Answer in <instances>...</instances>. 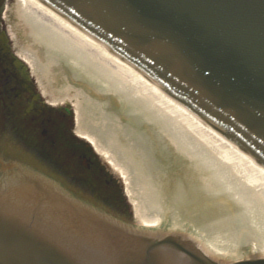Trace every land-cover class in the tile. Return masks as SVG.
Instances as JSON below:
<instances>
[{"label": "water", "instance_id": "obj_1", "mask_svg": "<svg viewBox=\"0 0 264 264\" xmlns=\"http://www.w3.org/2000/svg\"><path fill=\"white\" fill-rule=\"evenodd\" d=\"M37 1L264 169V0ZM17 184L0 181V264H264L214 261L183 232H133L42 182Z\"/></svg>", "mask_w": 264, "mask_h": 264}, {"label": "bare ground", "instance_id": "obj_2", "mask_svg": "<svg viewBox=\"0 0 264 264\" xmlns=\"http://www.w3.org/2000/svg\"><path fill=\"white\" fill-rule=\"evenodd\" d=\"M15 8L26 33L25 38L30 40L33 51H20L19 56L31 66L33 72H41L40 62L48 63L46 65L48 68L52 66L55 71L52 75L54 79L59 80L57 79L59 76L64 80L67 94L61 89L59 92L65 98H70L72 92L78 93L74 95L76 99L73 104L78 125L77 133L92 145L109 166L119 172L126 185L128 198L133 204L136 215L142 220L143 226L157 227L161 222L159 215L154 214L156 210H153L156 217L148 215V212L155 208L156 201L153 200L155 194L153 193V197H150V193L145 195L147 202L139 200L131 175L125 165L117 161L114 156L115 147L131 149L135 145L137 150L142 152L138 145V143L143 144L139 139L140 132L132 127L128 131L124 120L119 122L118 115L113 114L107 105L103 104V106L99 103L110 104L113 108L121 107L123 115L125 106L131 121L134 119L138 121L140 112H146L148 116L153 115V120L158 121L157 125L170 132L165 141L170 142L169 148L173 154L178 149L184 150L180 153V160H186L192 166L197 165L193 166L195 170H192L193 167H185L188 172L183 173L184 178L181 180L182 182L185 180L186 189H181L178 185L173 199L175 205H180L177 206L178 208L183 206L186 208V213L197 214L199 221L208 213H216L217 210L202 209V205L196 203L199 192L191 190L197 183L201 193H208L209 188L212 191L216 188L219 196L231 201L233 207L230 211L235 213V217L232 213L230 215L229 211L227 213L233 221H244L249 230L258 231L257 236L260 239L264 238L263 168L254 164L248 156L205 126L183 106L165 96L125 62L108 53L45 5L37 0H15ZM57 74L59 75L56 76ZM61 79L57 83H60ZM91 87L96 89L98 94ZM85 91L89 99L81 98L86 94ZM86 100H88L87 104L82 107L80 104ZM96 100L98 103H95ZM108 122L118 129L121 126L122 130L111 131ZM108 131L115 135L110 139L114 147L110 142L105 141ZM194 136L197 138L196 141L192 139ZM180 139L185 141L181 143ZM173 140L178 142L176 147L172 145ZM115 141L117 145L114 144ZM129 142L132 143L131 146ZM131 155L136 157L135 152ZM141 155L146 156L148 153L145 155L142 152ZM137 169L142 170L138 166ZM169 171L171 173V170ZM203 177H207L208 181ZM212 191L206 196L208 204L215 202L210 197H215ZM150 201H154L153 207ZM223 253L221 258L237 257V253L232 255Z\"/></svg>", "mask_w": 264, "mask_h": 264}, {"label": "rangeland", "instance_id": "obj_3", "mask_svg": "<svg viewBox=\"0 0 264 264\" xmlns=\"http://www.w3.org/2000/svg\"><path fill=\"white\" fill-rule=\"evenodd\" d=\"M2 13L5 20V22H3L6 24L7 29L9 28L11 34V42L16 47L14 50L16 52H18L20 49L32 51L30 40L25 38L24 29L22 28L20 23L21 20L19 18L18 12L16 11L15 0H5ZM22 30L23 38L19 35V33L21 34ZM23 64H25V62H23ZM47 64L48 63L40 62L41 68L39 70L41 72L35 73L36 71H31L33 81L35 82L37 88H39V91L43 94L44 99L47 100L50 105L53 104L55 106L57 104L56 106H61L67 104L74 111L73 116L75 117L76 115L73 104L76 98L74 97L73 92L70 98H65V96L63 97L65 98L64 102L66 103H61L60 99L62 98V95H59V91L56 88L59 85L57 81H60L61 78L58 76L59 74H57L56 76H58L57 79L59 80L56 81L54 76H52L54 75L55 71L52 69V66L48 68L46 66ZM25 65H27L29 69L32 70L31 66H29L27 63ZM64 85L61 87V90L64 91L63 93L67 94ZM43 88L45 89V93L42 91ZM83 97L88 98V95L85 94L81 98ZM87 102L88 100L84 101L80 105L83 107L85 104H87ZM140 109L143 111L142 107ZM120 119L124 120L125 128L127 127L128 131H130L132 127L133 129L140 132L139 139L142 140L143 144L138 143V145L141 147L142 152L145 153V155L148 153V155H141V150H137L136 146L133 145L131 149H117L115 147L114 156L116 157L117 161L125 165V168L131 175V178L133 179V187L137 192L136 194L138 195L139 200L147 202L144 196L150 193V197H153V193L155 194L153 200L156 201V205L154 209H151V211L148 212V215H153V218L159 215L161 218L159 225L160 228L180 231L195 238L203 245L207 253L212 256L220 257L222 256L221 254H224L223 252H225V254L227 252L229 255L237 253V258L248 257V255H264V238L260 239L257 236L258 231L254 232L249 230L244 221H233L230 215L232 213V216L235 217V213L230 211L233 207L231 201L225 200L223 197L219 196L216 188H213L214 191L209 188V192L212 191V193H214L213 195H215V197L210 196L214 199V204L207 203L208 201L206 200V196H209V192L201 193V190L197 187L199 183L195 184V187L191 189L193 191L199 192V197L196 200V203H200L202 205V209H210V211L217 210L216 213H208L207 216H205L204 219L200 221L197 217V214H188L185 212V207L181 206L178 208L177 206L180 205H175V201H173V199L176 196L178 185L181 187V189H186L187 184L185 183V180L183 182L181 180L184 178L183 173L188 172L185 167H193L197 165L192 166L188 161L180 160V153H182L184 150H181V152L179 151L180 149H178L177 152L173 154L169 148L170 142L167 140L165 141L167 135H170V132L168 130L162 129L161 126L159 127L157 125L158 121L153 120V115L148 116L146 112H140L138 114V121L135 119L131 121L130 114L127 112L124 106V115ZM108 124L111 126V131L115 130L116 132H120L119 129L122 130L121 126L118 129V127L112 126L111 122H108ZM113 135L114 134H112V132H109L107 134V139L105 137V141L107 140L110 142L112 146L113 142L110 139L113 137ZM192 139L194 141L197 138L194 136ZM180 141L182 143L185 140L183 141L180 139ZM134 143L136 142H133V144ZM177 143V141L173 140L172 145L176 147ZM114 144L117 145L118 143L115 141ZM124 144L128 146L126 142H124ZM201 144L205 145L204 143ZM129 145L131 146L132 143L129 142ZM133 152H135L136 157L131 155ZM106 166L109 169L111 176H113L114 179L119 183V187L122 189L121 192L130 208L131 215L119 214L120 219H123L124 221L127 220V222H130L132 225L141 226L143 222L134 211L133 204L128 198L126 185L122 180V177L118 171L110 168L108 165ZM137 166L142 168V170L137 169ZM195 169L196 168L193 167L192 170ZM169 170H171V173ZM203 178L204 180L208 181L207 177ZM70 190L73 192V194L76 193L77 195H80L82 200L94 202V205L99 208L103 207L101 202L96 198L95 199L97 201L94 199L91 200L90 197L82 194L79 192V190L72 186H70ZM150 203L153 207L154 201H150ZM213 207L215 209H211ZM105 209L107 210V207H105ZM153 210H156L154 211L156 216L153 214ZM228 211L230 212V215L227 213ZM195 217L197 218L195 219ZM262 217L264 218V216ZM226 258L230 259L234 257L232 256Z\"/></svg>", "mask_w": 264, "mask_h": 264}, {"label": "flooded vegetation", "instance_id": "obj_4", "mask_svg": "<svg viewBox=\"0 0 264 264\" xmlns=\"http://www.w3.org/2000/svg\"><path fill=\"white\" fill-rule=\"evenodd\" d=\"M4 1L0 0V176L23 167L56 182L73 197L81 196L73 194L70 186L97 201L96 185L106 184L116 199L119 183L111 176L107 162L77 133L74 111L67 104L54 106L44 99L32 70L19 56L24 49L14 50L4 23ZM42 91L45 93L44 88ZM63 97L61 103H66ZM102 203L104 208L97 207L99 210L120 218L111 211V200Z\"/></svg>", "mask_w": 264, "mask_h": 264}]
</instances>
